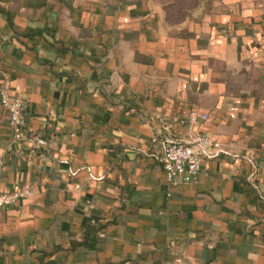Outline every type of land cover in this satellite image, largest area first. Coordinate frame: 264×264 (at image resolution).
<instances>
[{"label": "crops", "instance_id": "obj_1", "mask_svg": "<svg viewBox=\"0 0 264 264\" xmlns=\"http://www.w3.org/2000/svg\"><path fill=\"white\" fill-rule=\"evenodd\" d=\"M3 90L0 193L37 195L0 264H264V0H0ZM194 133L220 147L173 188Z\"/></svg>", "mask_w": 264, "mask_h": 264}, {"label": "built area", "instance_id": "obj_2", "mask_svg": "<svg viewBox=\"0 0 264 264\" xmlns=\"http://www.w3.org/2000/svg\"><path fill=\"white\" fill-rule=\"evenodd\" d=\"M1 106L7 111L10 124L17 140L24 138L27 126L25 105L21 99L3 90L0 93ZM204 119L208 116L204 115ZM38 147L45 148L48 141L43 138L36 140ZM220 144L206 134H192L187 141L164 144L162 162L168 183L176 188L196 181L202 173V159L212 148L218 149ZM37 195L35 189H23L17 192L0 193V209L16 207L20 201L32 199Z\"/></svg>", "mask_w": 264, "mask_h": 264}, {"label": "rangeland", "instance_id": "obj_3", "mask_svg": "<svg viewBox=\"0 0 264 264\" xmlns=\"http://www.w3.org/2000/svg\"><path fill=\"white\" fill-rule=\"evenodd\" d=\"M158 2H163L164 4L168 5V4H170L172 2V0H158Z\"/></svg>", "mask_w": 264, "mask_h": 264}, {"label": "trees", "instance_id": "obj_4", "mask_svg": "<svg viewBox=\"0 0 264 264\" xmlns=\"http://www.w3.org/2000/svg\"><path fill=\"white\" fill-rule=\"evenodd\" d=\"M166 144V143H165Z\"/></svg>", "mask_w": 264, "mask_h": 264}]
</instances>
